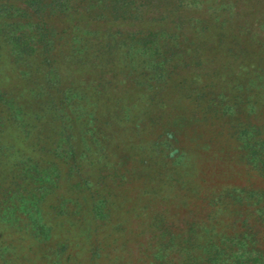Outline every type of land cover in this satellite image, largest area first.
Returning a JSON list of instances; mask_svg holds the SVG:
<instances>
[{
  "label": "rangeland",
  "instance_id": "rangeland-1",
  "mask_svg": "<svg viewBox=\"0 0 264 264\" xmlns=\"http://www.w3.org/2000/svg\"><path fill=\"white\" fill-rule=\"evenodd\" d=\"M183 1V24H170L174 46L164 49L169 66L152 81L141 76L148 73L143 58L128 62L124 49L109 53L97 46L100 37L79 42L93 33L66 37L54 19L60 94L50 96L71 104L66 110L74 129H66H72L79 168L62 175L38 223L0 224V264H160L162 226L173 232L164 261L175 264L203 256L208 240L245 232L264 253L258 213L264 173L247 162L236 133L253 126L255 140L264 139V0ZM171 7L161 3L154 16L173 19L166 14ZM148 14L132 29L150 28ZM9 50L0 37V90L20 109L19 126L32 129V142L54 146L61 136L55 139L45 124L49 95L35 85L41 80L36 62L20 74ZM61 202L64 207L54 210ZM182 216L196 221L189 244L179 237L186 230ZM37 225L45 242L30 235Z\"/></svg>",
  "mask_w": 264,
  "mask_h": 264
},
{
  "label": "trees",
  "instance_id": "trees-1",
  "mask_svg": "<svg viewBox=\"0 0 264 264\" xmlns=\"http://www.w3.org/2000/svg\"><path fill=\"white\" fill-rule=\"evenodd\" d=\"M171 1L173 3H170ZM183 2V0H0V37L10 45V59L20 68L18 73L31 72V62H36L35 68L41 80L36 81L35 85L41 95H49L44 102L46 104L44 112L48 115L45 124L55 139L61 136L51 147L45 142L43 144L42 140L38 143L32 142V129L23 130L19 126L20 109L15 101L11 103L10 98L3 95L4 92L0 90L1 225L15 222L19 218L26 220L27 223L29 221L38 223L43 210L42 205L50 195L57 192L62 175H70L79 168L78 159L74 158L77 155L76 151L70 143V139L73 138L70 130L74 128L67 110L71 104L62 98L56 104L54 96H50L55 90L58 95L60 94L57 88L59 75L53 54L56 40L59 38L54 19L63 26L64 36L70 33L71 36L84 32L93 33L94 36L91 37L80 36L79 42H85L86 38L90 40L100 37V41L97 39L99 42L97 46L102 44L103 49L109 53L115 50L118 55L120 50L124 49L126 50L124 56L127 55L129 58L128 62H134L137 57L143 58L141 67L148 73L147 76L141 73V76L152 81L151 77L162 79L169 66L171 58L164 52L165 47L170 49L169 43L174 46L172 44L174 35L169 32V26L170 24L182 26L183 17L178 15V9L183 6ZM161 3L165 6L173 4L172 9L168 8L166 13L171 14L173 19L169 20L165 15L154 16L157 14L155 9L157 10ZM147 13L151 15L148 18L150 28L138 27L133 30L132 28L137 27V23H140ZM122 26H129L132 30L123 32L120 29ZM70 43L73 41L70 40L67 44ZM173 50L178 49L174 47ZM127 58L125 57L126 60ZM63 90L65 95L67 91ZM87 121L91 123V119ZM66 125H70L72 129L67 130ZM236 133L246 152L247 162L264 173V139L255 140L253 126L242 128ZM172 137V134L168 133L166 138L169 140ZM59 141L65 142L64 149ZM37 148L42 153L35 152ZM174 151L172 149V153ZM33 152L36 154H31ZM169 154L171 157V153ZM88 194L92 196L89 190ZM249 194L253 196L255 193ZM64 205L61 202L54 210ZM90 212L95 218L101 215L99 207H94ZM258 213L264 216V209H258ZM180 220L186 224V230L179 237L184 238L183 244H189L191 234L195 232L191 225L196 224V221L193 217L189 219L184 216L180 217ZM160 229V236L166 240L159 244L156 258L160 264H175L164 261V252L173 246V232L163 226ZM252 234L245 232L229 237L223 236L213 242L208 240L202 247L203 256H194L190 260L182 259L177 264H264V253L257 248ZM30 235L38 242H45L41 238L43 237L41 225L32 226ZM1 236L2 232L0 238ZM46 236L47 234L44 237Z\"/></svg>",
  "mask_w": 264,
  "mask_h": 264
}]
</instances>
